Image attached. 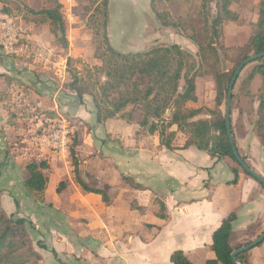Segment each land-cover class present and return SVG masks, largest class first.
Wrapping results in <instances>:
<instances>
[{"label":"crops","instance_id":"0c3cea01","mask_svg":"<svg viewBox=\"0 0 264 264\" xmlns=\"http://www.w3.org/2000/svg\"><path fill=\"white\" fill-rule=\"evenodd\" d=\"M3 4L0 0V23L15 21L1 11ZM230 9L236 11L233 3ZM26 37L50 61L8 56L0 50V92L11 94L0 100V203L8 215L26 221L41 256L39 264H172L170 254L177 249L192 264H205L215 258L212 233L227 215L237 213L233 228L253 219L248 201L254 194L264 208L259 183L239 173L238 183L229 184L233 173L227 162L194 147L181 148L186 135L175 126L169 129L176 131L173 150L160 144L157 133H140V125L131 131V123L140 119V106L130 119L120 116L124 111L107 119L127 120L122 129L118 124L107 126V120L95 123L91 96L79 98L70 89L66 58L51 34ZM91 62L100 65L95 58ZM57 68L64 70L63 78L56 75ZM196 95L189 107H202L199 81ZM9 111L15 114L11 123ZM60 118H66L76 133L80 178L103 190L108 201L81 187L70 155L63 157L51 149L49 131ZM255 121L241 120L239 133L232 126L234 140L239 153L264 176V151ZM30 160L43 163L47 183L42 202L24 188L28 177L24 165ZM123 176L144 189L133 188ZM51 177L64 182L60 191L59 183L49 186ZM157 200L165 205L164 219L159 217ZM247 254L250 264H264V250L256 247Z\"/></svg>","mask_w":264,"mask_h":264},{"label":"trees","instance_id":"16d2710c","mask_svg":"<svg viewBox=\"0 0 264 264\" xmlns=\"http://www.w3.org/2000/svg\"><path fill=\"white\" fill-rule=\"evenodd\" d=\"M84 1L89 3L87 10L90 12L89 21L93 35L95 39L101 38L94 50V57L99 59L101 64L89 67L86 74L87 76L103 75L104 80L101 82L96 77V81L88 85L79 72H74L69 87L79 98L84 94L91 96L95 123H104L107 119L124 111L129 105L131 110L127 114L121 113L120 116L130 119L133 109L140 106V127L149 134L157 133L160 144L166 149H174L172 141L176 131L169 129L175 126L176 130L186 135L185 143L181 148L194 147L205 151L216 160L227 162L233 173V179L229 181V184L238 183L239 173L252 177L233 155L226 133L224 115L220 111V106L226 99L229 81L235 70L230 72L221 69L219 55L221 53L225 56L226 47L219 42V37L226 22L237 21L239 18L238 13L230 9V5L237 0H201L199 15L203 23V40H199L195 34L190 35V39L198 49L196 56L177 43L157 45L148 50L136 52L117 51L111 46L107 35L108 0ZM45 2L47 6L41 10L29 11L41 15L48 21L53 38L65 48L68 42L61 4L56 0H45ZM212 2H214L213 13L207 6V3ZM1 11L7 15L13 13V10L5 3ZM257 16L255 29L242 46L240 59L235 69L248 56L264 52V0L258 1ZM163 24L169 25V22L164 21ZM196 57L199 58L198 62H196ZM250 64L253 66L246 81L250 82L255 77L261 81L256 101L255 130L264 151V56ZM205 66L209 68V72L202 71ZM204 75H212L215 82V109L188 106L189 102L197 101V81L200 80V76ZM10 81L11 79L6 77L8 85ZM10 96L8 90L0 92V100H8ZM234 98L232 94V99ZM203 113L209 117H200ZM14 117L15 114L9 111V123ZM231 131L234 138L232 125ZM77 143L76 133L73 132L69 144V155L77 182L84 190L99 194L105 201H108L103 190L87 186L80 178L76 156ZM241 157L247 162L244 156L241 155ZM247 164L250 166L248 162ZM42 168L43 163H38L36 160H30L24 165L28 173L23 183L24 188L38 202L43 200V192L47 183ZM122 179L135 189H144L143 185L135 183L131 177L123 176ZM259 185L264 189L260 182ZM63 186L64 182H60L57 191H60ZM157 202L160 206L159 217L164 219L166 218L165 205L160 200ZM236 219L237 213L231 212L213 231L210 247L215 253V258L208 259L205 264H233L230 259L232 251L250 241L235 246L230 244L233 223ZM249 251L239 253L237 258L245 264H250L247 254ZM40 259L41 256L34 248L27 230L26 221L8 215L0 203V264H39ZM170 261L172 264H192L187 255L179 249L170 254Z\"/></svg>","mask_w":264,"mask_h":264},{"label":"rangeland","instance_id":"374dc122","mask_svg":"<svg viewBox=\"0 0 264 264\" xmlns=\"http://www.w3.org/2000/svg\"><path fill=\"white\" fill-rule=\"evenodd\" d=\"M3 1L13 10L10 17L22 22L26 35L31 33L36 35L37 33V36L42 38L47 36L48 33L51 34L48 21L41 15L33 14L29 11L36 12L47 6L45 0ZM56 1L61 4V11L66 24L67 46L65 48L62 47L53 38L52 34L51 37L60 46V55L66 58L63 63L67 66L68 79L71 80L74 72H79L88 85L96 81V77L102 82L104 80L103 75L96 76L91 74L87 76L86 74L89 67L96 66L93 65L91 59L93 61V58H95L94 50L101 40L99 37L95 39L93 30L90 27V12L87 10L89 3L84 0H72V5H68L65 3L66 0ZM258 1L237 0V2L233 3L239 18L237 21H228L222 27L219 37V42L226 47L225 56L221 53L219 55L220 61L221 59L223 60V63L221 62L220 64L222 71L232 72L235 70V65L240 59L242 46L255 29V22L258 17ZM108 2L109 21L107 35L111 46L115 50L136 52L148 50L157 45L177 43L188 51L193 48L194 51L190 52L196 56L198 49L193 40L190 39V35L195 34L199 40H203V23L202 17L199 15L201 0H108ZM207 6L212 13L214 2L207 3ZM164 21L169 22V25H164ZM67 53H70V56H66ZM198 59L196 57V62L199 61ZM97 60L101 64L100 60ZM252 66L253 64H248L241 70L233 88V96L235 98L232 99L230 119L231 125L235 127V132L237 133H239L238 125L241 120H257V112L254 105L258 98L261 81L258 77H255L250 82L246 81ZM202 71L209 72L210 70L205 66ZM200 77L199 88L202 96V107L215 109L214 79L212 75ZM130 110L131 106L129 105L124 109V113L127 114ZM220 111L224 115L225 100L220 106ZM201 117L209 116L203 113ZM37 124L38 122L34 123L36 127ZM117 124L119 125L118 128L122 129L123 126L127 125V120H107V126L109 127L117 126ZM138 126L139 120H135L130 125L131 131H134ZM90 129L91 127L87 130L90 131ZM139 130L143 134L146 132L144 128ZM250 178L255 180L253 177ZM58 181L56 178L51 177L49 186L51 184L56 185L59 183ZM258 187L264 192V189L259 184ZM255 196L256 194L248 201L252 208L251 215H253V219L232 229L229 242L233 246L244 244L264 231V208L257 203ZM33 246L34 248L36 247L35 244ZM256 247L264 250V240L254 248Z\"/></svg>","mask_w":264,"mask_h":264},{"label":"built area","instance_id":"2783aa9c","mask_svg":"<svg viewBox=\"0 0 264 264\" xmlns=\"http://www.w3.org/2000/svg\"><path fill=\"white\" fill-rule=\"evenodd\" d=\"M72 5V0H66ZM24 27L14 20L0 23V50L3 54L21 58H32L38 61H50V57L43 56L36 51L27 40ZM58 63V61H55ZM56 75L62 77L63 69H56ZM73 127L66 118L55 121L49 131L48 141L52 150L63 157L69 155V144L73 134Z\"/></svg>","mask_w":264,"mask_h":264},{"label":"water","instance_id":"95a60500","mask_svg":"<svg viewBox=\"0 0 264 264\" xmlns=\"http://www.w3.org/2000/svg\"><path fill=\"white\" fill-rule=\"evenodd\" d=\"M264 56V52L261 53H257V54H252L250 56H248L247 58H245L244 60H242L240 62V64L237 66V68L235 69L229 84H228V88L226 91V99H225V112H224V122H225V128H226V133L228 136V140L229 143L232 147L233 150V155L235 156L236 160L238 161V163L241 165V167L247 171L249 174H251V176L255 179H257L263 186H264V176H262L259 172H257L255 169H253L251 166H249L247 164V162H245L243 160V158L241 157V155L238 152V149L235 145V141L232 135V131H231V106H232V94H233V88H234V84L235 81L237 79V76L239 75V73L241 72V70L248 64L254 62L255 60H257L260 57ZM221 62L223 63V60L221 59ZM224 70V68H223ZM264 240V231L262 233H260L259 235H257L256 237H254L252 240H250L249 242H247L246 244L236 248L235 250L232 251L230 259L231 262L233 264H245L244 262H241L238 258L237 255L239 253H242L244 251H248L251 250L252 248H254L255 246H257L258 244H260L262 241Z\"/></svg>","mask_w":264,"mask_h":264}]
</instances>
